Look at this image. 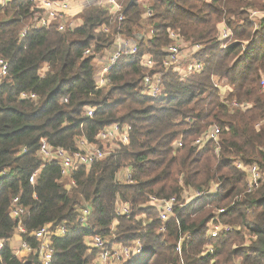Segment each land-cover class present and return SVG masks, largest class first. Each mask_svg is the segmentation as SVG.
Instances as JSON below:
<instances>
[{"label":"trees","instance_id":"16d2710c","mask_svg":"<svg viewBox=\"0 0 264 264\" xmlns=\"http://www.w3.org/2000/svg\"><path fill=\"white\" fill-rule=\"evenodd\" d=\"M123 3L126 19L121 23L105 8L92 6L74 30L30 29L24 37L21 32L37 11L33 1L0 5V56L9 63L0 89V264H38L37 255L23 260L10 246L16 226L10 209L17 195L28 208V233L22 236L33 246L32 231L67 223L66 235L53 239V264H98V250L87 243L95 234L127 246L141 243L142 255L124 264H264V176L248 192L245 169L256 164L264 172V0ZM145 5L153 12L148 22L153 37L142 41L138 56L122 58L113 67L110 85L98 88L93 56L85 51L93 44L96 53L104 51L119 32L132 37L144 27ZM251 10L259 12L254 19ZM223 21L234 33L226 48L218 38ZM169 30L202 45L201 72L183 79L176 69L163 68L172 42ZM144 56L153 58L154 69L142 65ZM156 71L163 72L164 91L158 98L145 96L143 78ZM214 77L230 86L225 99ZM23 91L39 99H21ZM88 108H95L93 116L87 115ZM116 122L131 126L129 142L117 143L103 159L76 170L70 190L59 165L38 156L42 138L71 151L83 137L103 147L97 134ZM212 126L220 129L218 152L214 142L194 144ZM179 140L183 146L175 147ZM239 162L244 168L237 167ZM125 169L132 182L117 179ZM188 188L203 194L188 202L183 196ZM151 197H175L184 206L163 223L149 204ZM118 201L131 206L130 215L117 214ZM87 203L91 215L84 226L78 208ZM142 214L148 223L137 218ZM211 221L234 230L209 237ZM248 236L250 244L234 247Z\"/></svg>","mask_w":264,"mask_h":264},{"label":"built area","instance_id":"2783aa9c","mask_svg":"<svg viewBox=\"0 0 264 264\" xmlns=\"http://www.w3.org/2000/svg\"><path fill=\"white\" fill-rule=\"evenodd\" d=\"M35 4L37 11L34 14L32 22L29 26L25 27L21 32V37H24L30 29H41L54 27L58 31L64 32L66 30H74L82 25L83 21L81 14L88 8L102 7L105 8L111 18L117 22H123L126 19L124 11L123 0H32ZM144 2V0H143ZM7 0H0V5L5 6ZM144 7V32L141 36H126L119 32L112 43L110 50L106 49L104 53H96L94 50V44L91 45L86 51V55H92L94 65L96 67L95 81L98 88H105L111 83V71L113 67L122 58L136 57L139 54L141 43L144 39L152 38L155 31L152 26L148 24L149 19L153 16L152 10L146 5ZM259 12L255 10L250 11V18L254 19ZM97 31H108L107 27H99ZM233 29L229 26L227 21H223L219 31V41L222 48H226L233 40ZM169 36L172 42L165 49V57L162 61L164 69L174 68L181 77L184 79L194 73H199L204 69L203 62L198 58V54L202 49V45L193 44L190 41H186L176 31L169 30ZM141 63L144 67L152 70L156 67V62L152 57L144 56L141 58ZM46 68H44L40 75L44 74ZM9 73L8 60L0 56V89L3 81L6 79ZM163 72H148L145 74L142 81L141 93L145 96L158 98L163 93ZM215 85L221 88V97L225 99L230 91V86L225 80H220L216 77ZM264 89V81L262 82ZM21 99L38 100L39 96L33 92L23 91L20 93ZM234 106H239L237 102L233 103ZM95 108H88L86 113L88 116H93ZM190 121V119H188ZM129 124L116 122L112 125L105 127L101 130L96 138L104 143L106 141H117L118 143L127 144L129 142V134L131 131ZM207 141L214 142L217 146L216 151L219 149L220 142V129L217 126H212L201 137L195 140V145H202ZM183 141L179 140L175 147H182ZM111 151L100 147L97 144L90 143L86 138H82L77 143V149L74 151L65 149L63 147L53 146L46 138L41 139V145L38 151V156L44 163L55 162L59 165L63 180H68L71 184H74L72 178L73 173L80 167H90L95 162L103 159L109 155ZM238 168H244L242 163H237ZM247 172V191L251 192L255 188L260 186L261 179H263V171L258 165L245 166ZM38 172L34 173L30 177V182L35 183ZM117 179L125 182H132V175L129 170H126L124 175L120 173ZM203 192H197L196 195L187 198V201H191L196 196L202 195ZM149 204L155 207L158 211V218L163 222H168L174 215L178 206L183 207V204H179L177 198L171 197L168 199H158L151 197ZM79 221L84 226L89 225V216L91 215V208L89 203L82 205L78 208ZM117 214L130 215L131 206L128 203L121 201L117 202L116 206ZM220 212H224L221 210ZM28 213V208L21 202L19 195L15 196L12 200L10 215L16 220L15 233L20 237L19 247L13 250L15 256L20 259L28 260L31 255H37L38 264H53V258L55 254V248L53 239L55 236H64L67 233V223L58 224H46L43 227L37 228L31 233L37 246H33L22 235L28 233L25 225V215ZM166 227L163 225L161 231H165ZM234 230V227L223 222L211 221L208 225L209 237H218L222 234L229 233ZM104 236L101 234H95L88 239V245L98 250L97 263L98 264H113L115 263H127L130 260L138 259L143 252L142 245L138 244L127 246L122 243L111 242L114 237ZM189 237L185 235L184 238ZM115 241V240H114ZM181 242V241H180ZM177 246V252L181 251V244ZM4 246L3 242H0V250ZM209 251L214 253V248L209 247ZM123 261V262H122ZM119 263V264H121Z\"/></svg>","mask_w":264,"mask_h":264},{"label":"rangeland","instance_id":"374dc122","mask_svg":"<svg viewBox=\"0 0 264 264\" xmlns=\"http://www.w3.org/2000/svg\"><path fill=\"white\" fill-rule=\"evenodd\" d=\"M262 15H263V13L260 14L259 16H262ZM144 27H145V25H144ZM144 27L141 28V29L135 30L133 36H135V37H139V36H141L142 33L144 32ZM111 47H112V45H111L110 47L106 48V49H107V50H110ZM106 49H104V51H103L104 53L106 52ZM117 143H118L117 141H106V142H104V143H101L100 145L103 146V147H105L106 150H108V151H112V150H114L116 147H118V144H117ZM126 170H127V169L123 170L122 172L120 171L119 173H120L121 175H124L125 172H126ZM262 171H263V170H262ZM262 173L264 174V172H262ZM63 184H65V187H66L67 189H69V190L72 188V184H71L68 180H64V181H63ZM215 188H216V186H214V189H215ZM197 192H198V191H196V189L194 190V189H192V188H188L187 191L184 192V195H183V196H184L185 199H187V198H189V197H191V196L196 195ZM200 192H201V191H200ZM137 218H138V219H142L145 223H148V222H149V218H148L146 215H144V214H142L141 216H138ZM109 238H111V237L109 236ZM137 241H138V240H136V241H134V242H131V245H130V246H132V247L134 248V245H135V244H138ZM251 241H252V237L248 236V237L245 238V240L242 239V240H240V241L235 242L234 247H238L239 244H242V243L250 244ZM111 242H115V241L112 239ZM139 243H140V242H139ZM12 244H13V242H12ZM140 244H141V243H140ZM122 262H123V261H122ZM119 263H121V262H119ZM119 263H115V262H114L113 264H119ZM121 264H123V263H121ZM230 264H232V263H230ZM234 264H239V260H237Z\"/></svg>","mask_w":264,"mask_h":264},{"label":"crops","instance_id":"0c3cea01","mask_svg":"<svg viewBox=\"0 0 264 264\" xmlns=\"http://www.w3.org/2000/svg\"><path fill=\"white\" fill-rule=\"evenodd\" d=\"M13 242V244H12ZM20 245V237L18 235H13V237L10 239V246L14 250L15 248L19 247Z\"/></svg>","mask_w":264,"mask_h":264},{"label":"bare ground","instance_id":"6f19581e","mask_svg":"<svg viewBox=\"0 0 264 264\" xmlns=\"http://www.w3.org/2000/svg\"><path fill=\"white\" fill-rule=\"evenodd\" d=\"M94 143V142H93Z\"/></svg>","mask_w":264,"mask_h":264}]
</instances>
